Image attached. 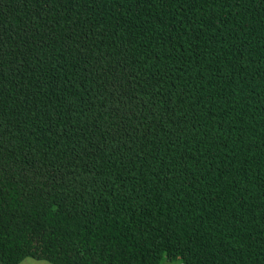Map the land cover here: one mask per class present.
<instances>
[{
    "label": "trees",
    "instance_id": "obj_1",
    "mask_svg": "<svg viewBox=\"0 0 264 264\" xmlns=\"http://www.w3.org/2000/svg\"><path fill=\"white\" fill-rule=\"evenodd\" d=\"M264 264V0H0V264Z\"/></svg>",
    "mask_w": 264,
    "mask_h": 264
},
{
    "label": "rangeland",
    "instance_id": "obj_2",
    "mask_svg": "<svg viewBox=\"0 0 264 264\" xmlns=\"http://www.w3.org/2000/svg\"><path fill=\"white\" fill-rule=\"evenodd\" d=\"M21 264H50L46 261H38L32 258H28L26 260H24ZM161 264H183L182 261L180 259H176V260H168L167 258L162 260Z\"/></svg>",
    "mask_w": 264,
    "mask_h": 264
}]
</instances>
